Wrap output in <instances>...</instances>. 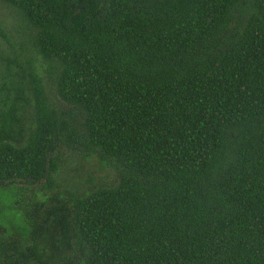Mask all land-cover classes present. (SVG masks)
<instances>
[{
    "label": "trees",
    "instance_id": "trees-1",
    "mask_svg": "<svg viewBox=\"0 0 264 264\" xmlns=\"http://www.w3.org/2000/svg\"><path fill=\"white\" fill-rule=\"evenodd\" d=\"M0 13V185L41 184L0 264H264V0ZM63 146L113 179L61 190Z\"/></svg>",
    "mask_w": 264,
    "mask_h": 264
},
{
    "label": "rangeland",
    "instance_id": "rangeland-1",
    "mask_svg": "<svg viewBox=\"0 0 264 264\" xmlns=\"http://www.w3.org/2000/svg\"><path fill=\"white\" fill-rule=\"evenodd\" d=\"M6 17L8 24L13 26L14 34H16L15 29L18 17L10 11L7 12ZM30 53L35 55L32 51ZM36 63L44 71V63L39 58H36ZM58 103L64 110H69V107L63 102L58 100ZM62 151L67 155V162L64 164L59 176L61 190L71 189L76 182L87 183L90 179L95 180V182L99 180L111 181L113 179L112 169L97 158H81L80 155L76 154L77 149L68 146H63ZM40 187L41 184L35 186H27L25 184L0 185V226L5 227L9 233L21 230L23 227L22 214L19 209L20 206L15 201L20 199V194L24 193L25 203L33 195L32 191L38 193ZM20 188H23L21 189V193L18 191Z\"/></svg>",
    "mask_w": 264,
    "mask_h": 264
}]
</instances>
